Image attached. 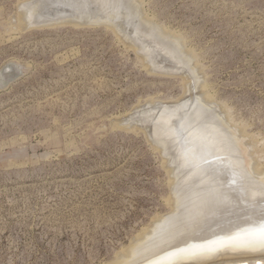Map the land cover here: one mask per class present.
<instances>
[{
	"label": "rangeland",
	"instance_id": "374dc122",
	"mask_svg": "<svg viewBox=\"0 0 264 264\" xmlns=\"http://www.w3.org/2000/svg\"><path fill=\"white\" fill-rule=\"evenodd\" d=\"M10 63L0 264H116L184 202L195 126L264 172V0H0Z\"/></svg>",
	"mask_w": 264,
	"mask_h": 264
},
{
	"label": "bare ground",
	"instance_id": "6f19581e",
	"mask_svg": "<svg viewBox=\"0 0 264 264\" xmlns=\"http://www.w3.org/2000/svg\"><path fill=\"white\" fill-rule=\"evenodd\" d=\"M46 3L48 4V2ZM78 3L79 6L82 2L78 1ZM38 6L36 4V8ZM50 6L48 5V7ZM38 8L36 11L42 12L41 8ZM65 8L67 7L65 6ZM78 8L76 7V9ZM81 8L82 6L79 10ZM53 9L52 12H54ZM79 10H75L74 6L73 11L79 12ZM36 11L35 13H37ZM85 12L83 11V13ZM83 16L81 17L84 18ZM178 107H175L171 113L181 112L182 106ZM166 116L164 127H162L165 132L161 130L165 133L161 134L164 137H167L169 118L173 117ZM193 122L191 118H188L184 123L185 129L190 128ZM194 129L195 131L190 135L189 143L184 149V158L178 162L179 170L189 165H192L191 167L194 169H191L188 174L182 175V178L184 175L186 176H184V186L180 191L187 188L184 202L179 198L174 213L159 222L151 232L133 246V249L129 250L130 252L119 257L120 261L118 258L116 264H237L245 261L249 264H256L258 260L264 264V247L250 246L243 237V230L264 215V172L259 171L258 167L250 166L249 160L243 161L234 158V153L230 149L232 144L226 137L223 138L215 127L198 125ZM235 136L238 138V133ZM237 138L236 143L240 144L241 142L242 144L241 136L239 139ZM169 141L171 142V140ZM160 143L163 147L169 144L165 138ZM245 151L248 153L244 148L242 155L247 156ZM170 153L172 155V152ZM212 158L215 159L214 162H212ZM210 159L211 163L206 165L209 162L206 160ZM203 162H206L205 165ZM245 167L249 170L247 171ZM193 172L195 173L193 174ZM192 176L194 179L197 177V180L193 179V183H190ZM237 235L241 237L238 241L223 246L216 243ZM201 246H215L217 250L205 251L197 255L191 254L193 249Z\"/></svg>",
	"mask_w": 264,
	"mask_h": 264
},
{
	"label": "snow or ice",
	"instance_id": "6c2138e0",
	"mask_svg": "<svg viewBox=\"0 0 264 264\" xmlns=\"http://www.w3.org/2000/svg\"><path fill=\"white\" fill-rule=\"evenodd\" d=\"M243 237L250 246L264 247V215H262L258 221L251 223L247 229L243 230ZM240 239L241 237L239 235L230 236L226 241H218L216 243L220 246H223ZM215 250H217L215 246H201L193 249L191 254L197 255L205 251L212 252Z\"/></svg>",
	"mask_w": 264,
	"mask_h": 264
},
{
	"label": "water",
	"instance_id": "95a60500",
	"mask_svg": "<svg viewBox=\"0 0 264 264\" xmlns=\"http://www.w3.org/2000/svg\"><path fill=\"white\" fill-rule=\"evenodd\" d=\"M23 74V68L15 63L6 65L0 72V89L8 87L11 83L19 79ZM215 178V177H214ZM237 264H249L248 262H240ZM256 264H262V261L258 260Z\"/></svg>",
	"mask_w": 264,
	"mask_h": 264
}]
</instances>
